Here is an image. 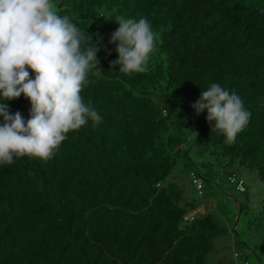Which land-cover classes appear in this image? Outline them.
Listing matches in <instances>:
<instances>
[{
    "label": "trees",
    "instance_id": "trees-1",
    "mask_svg": "<svg viewBox=\"0 0 264 264\" xmlns=\"http://www.w3.org/2000/svg\"><path fill=\"white\" fill-rule=\"evenodd\" d=\"M53 3L99 49L101 74L89 72L81 96L102 122L67 133L49 160L0 164V264H222L216 242L229 228L210 210L184 216L206 205L208 186H219L216 165L227 169L230 184L232 175L241 178L236 166L264 181V0ZM107 15L149 20L157 40L147 72L112 66L118 54ZM212 83L234 91L251 113L233 143L212 131L207 110L190 120L180 113ZM6 103L29 118L23 95ZM205 156L214 163L202 162V171L195 159ZM192 174L203 180L201 195ZM245 187V200L235 198L239 224L245 216V229L261 239L264 190L251 207Z\"/></svg>",
    "mask_w": 264,
    "mask_h": 264
},
{
    "label": "clouds",
    "instance_id": "clouds-1",
    "mask_svg": "<svg viewBox=\"0 0 264 264\" xmlns=\"http://www.w3.org/2000/svg\"><path fill=\"white\" fill-rule=\"evenodd\" d=\"M115 21L119 27L110 43L118 59L112 66L125 74L147 72L157 40L149 20L116 16ZM98 51L91 36L57 13L53 0H0V164L24 156L49 160L67 133L89 120L102 122L81 96L89 72L101 74ZM21 95L31 105L27 120L19 111L10 113L6 103ZM192 108L197 115L207 110L212 131L223 134L227 143L235 141L251 117L242 99L219 83L202 90Z\"/></svg>",
    "mask_w": 264,
    "mask_h": 264
},
{
    "label": "rangeland",
    "instance_id": "rangeland-1",
    "mask_svg": "<svg viewBox=\"0 0 264 264\" xmlns=\"http://www.w3.org/2000/svg\"><path fill=\"white\" fill-rule=\"evenodd\" d=\"M105 22L110 26L111 30L114 32L119 25L115 21L114 16L107 15L105 18ZM168 110L171 114H176V107L171 104L167 105ZM184 118L190 120L192 114L195 113L194 109L191 105L183 107L180 109V113ZM199 163V168H202V171H206L202 166L205 162H213L214 159L211 157H202L200 160L196 158ZM185 162V161H184ZM203 162V163H202ZM215 165V164H214ZM223 165V164H222ZM222 165H216L213 169L219 173H221L220 177L217 179L218 187H207V193L209 194L207 199V209L203 205L198 210L199 212L204 213L206 210H210L212 214L218 219L221 225L229 228L226 236L216 242V246L222 250V255L225 256L224 259L221 260L222 264H244V262L248 261V264H261L259 261H262L264 264V237H260L261 239H257L252 236L253 232L251 230L245 229L244 218H242L240 224L236 227V210L239 205L235 201V198H239L241 200H245V196L239 193L233 185H231L228 178V171L225 168H221ZM182 164L179 162L177 169H180ZM221 168V169H220ZM176 169V171H177ZM233 170H236L239 176L246 181L247 186L249 187L250 193L248 194V198L250 201V206L256 204L260 193L264 190V181L261 180L257 172L254 170H250L245 167H234ZM186 179L183 183L188 193H191L193 187L191 185L189 174H185ZM251 213V212H250ZM236 230L238 232L239 240H236ZM245 242L250 243L252 246V250H248L247 244ZM235 253H238L240 257H235ZM220 258V255H216V258Z\"/></svg>",
    "mask_w": 264,
    "mask_h": 264
},
{
    "label": "built area",
    "instance_id": "built-area-1",
    "mask_svg": "<svg viewBox=\"0 0 264 264\" xmlns=\"http://www.w3.org/2000/svg\"><path fill=\"white\" fill-rule=\"evenodd\" d=\"M191 180L193 182V184L195 185L196 187V190L198 191L199 195L202 194L203 192V180L201 177H199L198 175L196 174H192L191 175ZM230 182L231 184L235 185L236 187V190L238 192H244L245 189H246V182L243 178H239L237 176H231L230 177ZM197 214L196 211H190L188 212L185 216H184V219L185 220H193L194 219V216Z\"/></svg>",
    "mask_w": 264,
    "mask_h": 264
},
{
    "label": "water",
    "instance_id": "water-1",
    "mask_svg": "<svg viewBox=\"0 0 264 264\" xmlns=\"http://www.w3.org/2000/svg\"><path fill=\"white\" fill-rule=\"evenodd\" d=\"M197 214H200V212L198 211ZM239 219H240V213L237 215L236 217V221H235V226L237 227L238 226V223H239Z\"/></svg>",
    "mask_w": 264,
    "mask_h": 264
},
{
    "label": "crops",
    "instance_id": "crops-1",
    "mask_svg": "<svg viewBox=\"0 0 264 264\" xmlns=\"http://www.w3.org/2000/svg\"><path fill=\"white\" fill-rule=\"evenodd\" d=\"M204 207H206V209H207V206L206 205H203Z\"/></svg>",
    "mask_w": 264,
    "mask_h": 264
}]
</instances>
